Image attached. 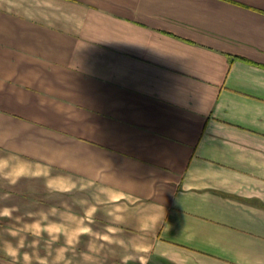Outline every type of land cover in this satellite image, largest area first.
Here are the masks:
<instances>
[{
    "label": "crops",
    "instance_id": "1",
    "mask_svg": "<svg viewBox=\"0 0 264 264\" xmlns=\"http://www.w3.org/2000/svg\"><path fill=\"white\" fill-rule=\"evenodd\" d=\"M0 195V264H264V0H0Z\"/></svg>",
    "mask_w": 264,
    "mask_h": 264
},
{
    "label": "rangeland",
    "instance_id": "2",
    "mask_svg": "<svg viewBox=\"0 0 264 264\" xmlns=\"http://www.w3.org/2000/svg\"><path fill=\"white\" fill-rule=\"evenodd\" d=\"M2 195H0V197H1ZM0 226H2L4 229H3V235H5V236H8L7 238V240H8V242H12L13 241V238L11 237L12 235H14L15 234V232H13V231H11V230H9V226H11V223H6V224H0ZM16 234H18V232L16 233ZM6 238V237H5ZM16 251L18 250V248H14ZM4 264V263H3ZM5 264H15L12 260H10V259H7L6 258V261H5Z\"/></svg>",
    "mask_w": 264,
    "mask_h": 264
}]
</instances>
